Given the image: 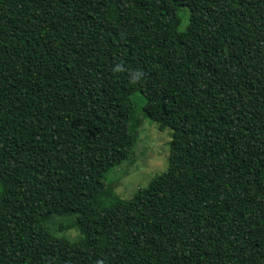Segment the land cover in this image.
<instances>
[{
  "label": "trees",
  "instance_id": "1",
  "mask_svg": "<svg viewBox=\"0 0 264 264\" xmlns=\"http://www.w3.org/2000/svg\"><path fill=\"white\" fill-rule=\"evenodd\" d=\"M135 94L171 154L125 201ZM0 264H264V0H0Z\"/></svg>",
  "mask_w": 264,
  "mask_h": 264
},
{
  "label": "rangeland",
  "instance_id": "2",
  "mask_svg": "<svg viewBox=\"0 0 264 264\" xmlns=\"http://www.w3.org/2000/svg\"><path fill=\"white\" fill-rule=\"evenodd\" d=\"M187 23L183 19L178 20L174 22V27L183 28ZM133 99L138 105L141 125L132 154L97 185V191L112 187L125 201L133 199L139 189L148 187L156 177L168 170L171 154L172 130L167 127L161 129L158 123L145 115L143 111L145 102L141 95L135 94ZM76 220L75 214L55 215L50 219L48 227L56 237L78 243L82 239V233L75 226Z\"/></svg>",
  "mask_w": 264,
  "mask_h": 264
},
{
  "label": "clouds",
  "instance_id": "3",
  "mask_svg": "<svg viewBox=\"0 0 264 264\" xmlns=\"http://www.w3.org/2000/svg\"><path fill=\"white\" fill-rule=\"evenodd\" d=\"M115 70L119 71V66H117ZM140 76H141V73L139 72L135 73L134 76L132 77L133 82H136L137 80H139Z\"/></svg>",
  "mask_w": 264,
  "mask_h": 264
}]
</instances>
